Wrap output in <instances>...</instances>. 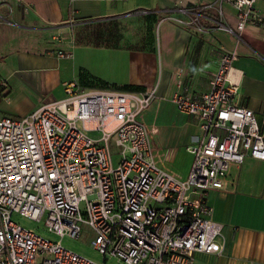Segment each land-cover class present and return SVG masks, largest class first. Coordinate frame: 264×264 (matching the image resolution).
<instances>
[{
  "label": "built area",
  "instance_id": "obj_1",
  "mask_svg": "<svg viewBox=\"0 0 264 264\" xmlns=\"http://www.w3.org/2000/svg\"><path fill=\"white\" fill-rule=\"evenodd\" d=\"M180 7V24L204 33L225 30L242 39L249 24L264 30L258 0H219ZM231 5L235 26L223 4ZM171 18V17H169ZM62 57L72 56L60 50ZM236 50L221 48L219 65L205 92L188 91L183 80L172 95L176 108L201 120L203 137L188 176L162 164L158 125L147 110L157 87L141 91L64 85L61 99L25 116L0 115V264H199L198 253L222 250V224L207 199L222 188L233 164L264 160V112L239 102L230 80ZM9 84L0 79V91ZM99 132L98 138L88 132ZM45 220L57 240L22 225L14 216ZM88 226L94 261L62 243Z\"/></svg>",
  "mask_w": 264,
  "mask_h": 264
},
{
  "label": "crops",
  "instance_id": "obj_2",
  "mask_svg": "<svg viewBox=\"0 0 264 264\" xmlns=\"http://www.w3.org/2000/svg\"><path fill=\"white\" fill-rule=\"evenodd\" d=\"M200 3H211L207 13L217 17L219 0H0V79L9 84L0 91V115L25 116L61 99L68 81L85 88L157 87L147 117L159 127L162 164L188 176L194 157L187 147L203 131L199 117L180 112L171 99L179 80L185 90L208 91L221 48L236 50L230 80L239 87V102L258 116L264 112V30L249 24L241 40L229 32L227 40L225 30L200 33L176 21L189 17L180 7ZM256 7L264 15V0ZM223 8L236 24L231 5ZM125 16H157L158 29L167 22L161 76L155 38L141 47L125 46L123 34L118 41ZM109 29L115 32L100 43L101 31ZM60 50L72 56L62 57ZM207 199L222 224V250L198 253L199 264H264V160L233 164L224 187L210 189Z\"/></svg>",
  "mask_w": 264,
  "mask_h": 264
},
{
  "label": "rangeland",
  "instance_id": "obj_3",
  "mask_svg": "<svg viewBox=\"0 0 264 264\" xmlns=\"http://www.w3.org/2000/svg\"><path fill=\"white\" fill-rule=\"evenodd\" d=\"M166 23L167 22L165 21L161 22L159 29H158L157 24H155V27H154V35H155V40L157 42L158 58H159V61H161V66H159V76L162 75V66H164V58L162 57V50H161L162 47L160 48L162 41L160 40H162V36L164 33V28H165ZM118 26L122 30L123 36H125L123 40L124 41L123 43L125 46L132 45L136 47H139V46L141 47L145 43L148 42L147 37H146L147 36L146 35L147 25H146V19L144 16H125ZM225 32H223L222 34H226L227 36L225 35V38L227 40H230L231 39L230 35H233V33L231 32L228 33V31L226 33ZM227 33L230 35H228ZM102 41H105L104 38H102V40H100L99 42H102ZM153 104L150 107L152 111H154ZM88 134L95 138H98L100 136L99 132L97 131L88 132ZM14 218L16 221L20 222L22 225L35 229L36 231H38L45 237H49L53 240H57L59 238V236L48 231L45 225V220L43 219L40 221H36L30 218H27L25 216H21L19 214H16ZM92 239H93V234L90 228L84 225V231L80 238H71V237L66 236L63 238L62 243L65 247L81 255H84L94 261L103 263L104 255L92 247L91 245ZM119 262L120 261L118 258L109 257L106 263L107 264H119Z\"/></svg>",
  "mask_w": 264,
  "mask_h": 264
},
{
  "label": "trees",
  "instance_id": "obj_4",
  "mask_svg": "<svg viewBox=\"0 0 264 264\" xmlns=\"http://www.w3.org/2000/svg\"><path fill=\"white\" fill-rule=\"evenodd\" d=\"M157 22V16H147L146 17V25H147V30H146V37L148 42L151 43L152 40H154L155 35H154V25ZM102 32V36L104 38L105 33L107 34V36H112V34L115 32L114 30L109 29L108 31L106 30V32ZM98 33H100V30L98 31ZM118 41H120L122 39V33L119 30L118 32ZM147 42V43H148ZM101 43V42H100ZM118 89H125V90H133V91H141V90H145L143 86L140 85H133V84H125L122 87H118Z\"/></svg>",
  "mask_w": 264,
  "mask_h": 264
}]
</instances>
